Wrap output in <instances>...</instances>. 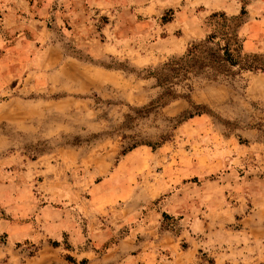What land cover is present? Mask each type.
I'll use <instances>...</instances> for the list:
<instances>
[{
    "label": "rangeland",
    "instance_id": "rangeland-1",
    "mask_svg": "<svg viewBox=\"0 0 264 264\" xmlns=\"http://www.w3.org/2000/svg\"><path fill=\"white\" fill-rule=\"evenodd\" d=\"M242 7L244 50L264 54V0H0V264H112L130 223L98 246L88 218L125 215L156 225L144 246L163 230L200 264H264V71L192 76L149 106L147 75ZM100 180L116 187L91 203ZM66 207L82 241L47 228Z\"/></svg>",
    "mask_w": 264,
    "mask_h": 264
},
{
    "label": "trees",
    "instance_id": "trees-1",
    "mask_svg": "<svg viewBox=\"0 0 264 264\" xmlns=\"http://www.w3.org/2000/svg\"><path fill=\"white\" fill-rule=\"evenodd\" d=\"M246 13L245 7L236 15L224 11L211 13L205 20L208 34L204 39L194 41L183 55L169 59L147 75L154 77L157 85L163 87V91L149 106L165 105L177 98L173 86L192 76L230 81L246 70L264 71V54L244 50L245 38L241 28ZM171 17V14H166L163 19L169 21ZM192 106L198 107L195 104ZM195 114L199 112L189 113L179 123ZM262 125L259 128L264 132Z\"/></svg>",
    "mask_w": 264,
    "mask_h": 264
},
{
    "label": "crops",
    "instance_id": "crops-1",
    "mask_svg": "<svg viewBox=\"0 0 264 264\" xmlns=\"http://www.w3.org/2000/svg\"><path fill=\"white\" fill-rule=\"evenodd\" d=\"M130 185L131 183L128 184V186ZM111 187L115 188L116 182H101V180L100 182H94L91 203L94 202L95 199H99V197L100 199L103 197L102 200L105 201L108 196H103L102 193L107 189L111 190ZM115 197L118 198L117 194L112 192V198ZM173 197L178 199L183 196H180L179 192L174 194ZM80 204L76 205V207H78L80 211L88 213V202L82 200ZM84 204H86L85 208ZM168 208L170 209L169 206L165 207L166 211H168ZM70 210L71 209H67V207L47 209L45 213L47 228L52 229L50 231L52 234H58V232L67 230L71 233V237L76 235L77 241H82L86 233L83 229L79 228L77 221L71 218ZM170 211L180 214L188 213V211L180 209ZM57 213H59V215H57ZM154 215L155 213L151 212V216ZM92 219L91 217L88 218L89 228L86 232L89 236H92L94 244L98 246L108 240L110 235L118 231L121 225L124 226L130 223L127 231L123 235H120L108 249V253H112V264H200L197 262V254L191 245L182 246L180 240L178 242L175 239L171 240V237L167 238L163 230H161L162 233H158L162 237L157 242H152L147 246H144L143 242H138L136 240V235L140 232L146 233L148 228L156 227V225L153 226L150 219L149 221L144 219L139 222L132 215H125L123 218L120 217L116 219L117 227L112 226V222L106 223L103 220L93 222ZM133 221L135 223H133ZM158 231L160 230L158 229Z\"/></svg>",
    "mask_w": 264,
    "mask_h": 264
}]
</instances>
